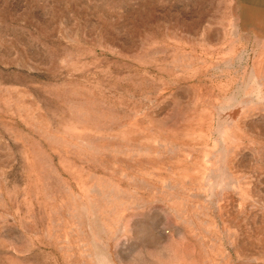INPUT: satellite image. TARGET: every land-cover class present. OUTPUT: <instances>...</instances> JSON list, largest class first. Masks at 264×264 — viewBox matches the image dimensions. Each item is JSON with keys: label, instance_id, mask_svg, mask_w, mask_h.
<instances>
[{"label": "rangeland", "instance_id": "obj_1", "mask_svg": "<svg viewBox=\"0 0 264 264\" xmlns=\"http://www.w3.org/2000/svg\"><path fill=\"white\" fill-rule=\"evenodd\" d=\"M93 241L264 264V0H0V264Z\"/></svg>", "mask_w": 264, "mask_h": 264}, {"label": "clouds", "instance_id": "obj_2", "mask_svg": "<svg viewBox=\"0 0 264 264\" xmlns=\"http://www.w3.org/2000/svg\"><path fill=\"white\" fill-rule=\"evenodd\" d=\"M122 241L126 244L129 241V239H124ZM122 241L118 242L117 248L120 247ZM143 255H144L143 249L137 250L132 255L128 264H142ZM88 262L89 264H122V262H118L117 258L113 256L112 252L109 251L102 243L98 244L96 243V241L92 242L88 254Z\"/></svg>", "mask_w": 264, "mask_h": 264}]
</instances>
